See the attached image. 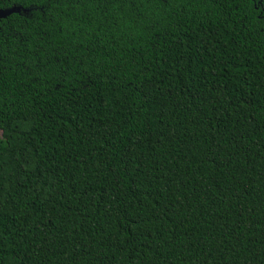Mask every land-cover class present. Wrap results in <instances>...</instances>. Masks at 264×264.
Wrapping results in <instances>:
<instances>
[{
  "label": "trees",
  "instance_id": "obj_1",
  "mask_svg": "<svg viewBox=\"0 0 264 264\" xmlns=\"http://www.w3.org/2000/svg\"><path fill=\"white\" fill-rule=\"evenodd\" d=\"M0 10V264H264V0Z\"/></svg>",
  "mask_w": 264,
  "mask_h": 264
},
{
  "label": "water",
  "instance_id": "obj_2",
  "mask_svg": "<svg viewBox=\"0 0 264 264\" xmlns=\"http://www.w3.org/2000/svg\"><path fill=\"white\" fill-rule=\"evenodd\" d=\"M8 13H10V11H3V10H0V18L5 17Z\"/></svg>",
  "mask_w": 264,
  "mask_h": 264
}]
</instances>
